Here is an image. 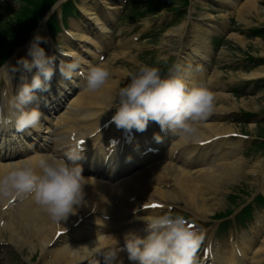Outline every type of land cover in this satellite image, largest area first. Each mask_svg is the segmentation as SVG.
Here are the masks:
<instances>
[{
    "label": "bare ground",
    "instance_id": "1",
    "mask_svg": "<svg viewBox=\"0 0 264 264\" xmlns=\"http://www.w3.org/2000/svg\"><path fill=\"white\" fill-rule=\"evenodd\" d=\"M81 1L79 7L83 14L92 20L98 32L105 36L102 40L106 41V35L109 33L108 22L114 18L118 6H110L107 0H96L100 7L95 13V4H89L87 0ZM258 3L259 0H245L240 3L235 10L237 19L248 23L247 16L249 15L240 16L239 13L241 11L258 12L261 10ZM102 13L105 14L103 21L100 16ZM206 15L211 16L210 13ZM70 34L78 40H87L90 47L100 48L97 41L100 37L97 34H91V37L82 33ZM231 35L234 36H231L234 39L239 37L236 33H231ZM82 46L86 52L91 53L92 58H96L90 48ZM69 52L73 54L72 51ZM185 59L189 62H197L196 64H201L206 68L210 64V51L207 45L204 49L193 46L192 54L187 55ZM180 62L183 60L180 59ZM187 68L194 73L197 72L192 69L191 65ZM198 73L201 72L198 71ZM77 75L78 73L74 75L72 84H76ZM263 75L264 67H260L246 72L244 77L256 78ZM213 76L217 78L219 72H215ZM187 78L191 81L195 79V76L191 73ZM118 79H114L117 81V83L114 82L115 84L108 80L105 86L95 92H90L85 88L73 98L70 95L65 98L62 96V89L67 88V82H62V85H66V87L54 82L55 91H51L48 95H42L43 98L56 104L55 107V105L46 103L47 112L53 116L47 121L48 125H43L26 141H21L9 134L7 129L0 124V169L35 154L53 153L63 156L71 142H73L72 145H75L77 139L85 140L86 150L83 153L84 163L81 166L90 174L86 176L91 177H87L84 205L77 209L73 220L69 222L63 220L52 225L45 218L48 214L34 203L30 195L15 197L12 204H8V202L13 197L0 200V222H3L0 229L4 228L9 232L8 237L15 245H20L23 242L30 243L33 239L35 245L40 248L44 264H84L80 263L82 260L77 253L82 255L83 251L78 246H91L96 241L103 248L113 245L115 238L120 242L123 241L124 235L128 232L134 231L141 236L145 235L143 219L159 212V208H144L145 205L152 202L163 204L166 201L177 200L182 201L185 206L188 203L192 205L194 197L198 196L196 192L199 191L202 181L208 184L210 193L216 194L219 187L238 179L244 173L257 174L261 172L262 162L257 161L253 166L248 167L243 158L238 155V144L235 142L229 141L225 146L224 140L215 141L213 143L217 147L214 151L211 148L207 150L208 144L199 145L198 142L219 135L220 131L228 130L222 129L217 123L202 125L201 129L199 128V137L188 144L187 148L195 147L199 155L189 158L190 154L182 151L174 161L165 163L170 164L179 172V178L175 184L169 183L168 177L158 170L162 168L161 170L164 172L165 164L161 165L162 161L160 160L149 164L142 170H136L134 166L128 165L133 158L137 157L136 148L143 144L140 136H136L129 145L118 144V148L122 149V154H127L126 158H122V155H112L113 157L106 158L103 152L108 150L107 143H113L124 137V128L119 130L116 125L111 124L110 126L113 131H116L113 135L110 128L100 129L101 125L110 117L105 114L111 102L112 91L118 84ZM8 91L2 98L4 113L7 111L6 99L12 95L11 88ZM215 95L220 96L218 93ZM244 104H247L246 107H248V103L244 102ZM60 105L63 110L58 112L57 107ZM220 109L222 108L216 107L212 110ZM71 133H75L74 139L77 137L75 141L68 138ZM119 142L121 143L123 140H119ZM182 142L186 141L179 138L178 143ZM174 150L172 151L174 152ZM91 151L98 153L92 155ZM120 159L123 160L121 163H119ZM199 165L203 166L194 169L185 168V166ZM203 192H201L202 195L198 192L201 197L204 196ZM211 196L209 195L208 198ZM214 202L217 203V201ZM204 210L206 212L207 209ZM78 218H82V222L78 226H74L73 224ZM257 224H260L259 220ZM57 229L68 230L54 240ZM256 232L261 233V239L251 241L253 235L247 244L243 246L231 244V247H235L222 250L217 256H213L211 251L212 256L209 260L203 261L201 264H207L208 261H211L210 264H248L247 260H250L249 264H264V229L259 226ZM50 242L53 243L50 244ZM120 256L124 259V264H127L125 254L120 253ZM94 257L97 258V254L88 258L94 259ZM91 264L103 263L91 261Z\"/></svg>",
    "mask_w": 264,
    "mask_h": 264
},
{
    "label": "clouds",
    "instance_id": "2",
    "mask_svg": "<svg viewBox=\"0 0 264 264\" xmlns=\"http://www.w3.org/2000/svg\"><path fill=\"white\" fill-rule=\"evenodd\" d=\"M43 43H47V38L35 33L27 55L16 60L13 71L22 74L21 82L6 99L14 116L0 111V123H13L20 132L39 131L42 119L46 118L38 107H28L37 99L38 92L50 89L57 71L55 57L46 52L41 46ZM71 56L73 62L59 69L63 79L69 82L83 62L75 54ZM166 60L160 57L151 65L141 63L126 73L129 82L119 89L118 103L109 107L115 108L111 121L117 128H134L140 132L146 130L149 121H154L162 132L184 141H195L200 135V122L213 109L215 97L210 82L190 84L189 73L181 71L164 75L157 65ZM109 77L110 70L105 63L93 65L88 69L85 87L95 92L106 85ZM154 139L162 142L158 134ZM82 158L83 149L77 144L63 156L35 154L9 164L0 169V200L30 195L53 221L66 220L85 202L87 177L79 163ZM143 221L145 235L128 232L123 243L115 238L113 245L103 248L96 241L91 246H78L83 251L82 255L77 253L79 258L84 260L101 254L103 264H124L120 256L124 253L127 264H197V254L205 239L202 229L191 227L184 216L173 215L171 209Z\"/></svg>",
    "mask_w": 264,
    "mask_h": 264
},
{
    "label": "rangeland",
    "instance_id": "3",
    "mask_svg": "<svg viewBox=\"0 0 264 264\" xmlns=\"http://www.w3.org/2000/svg\"><path fill=\"white\" fill-rule=\"evenodd\" d=\"M19 2H24V4H29L32 3V0H19ZM264 0H259L258 6L261 8V10H259L258 12H252V14L249 12L247 13H239L240 16H247L249 21L248 23H245L246 25H251V24H260V23H264V4H263ZM66 11L68 12L66 15H64V20L68 19V16H75V12H71V8L66 7ZM0 18H2V16L6 17L8 14L2 13L0 12ZM235 19L233 20V24H235ZM244 24V22H243ZM236 26H240V25H236ZM4 27H7L4 26ZM56 28V27H55ZM57 29V28H56ZM242 42L243 44H245L243 46V51L241 50L240 53H244V51H248L251 55L253 56H258V55H264V38L263 39H259V38H242ZM214 46L216 47V42L215 39H212ZM145 42H139L138 45V52L139 53H143L145 50ZM158 51L159 53L164 52V45L162 43L158 44ZM231 43L228 44L227 49H230L231 47ZM219 58V55L218 57ZM146 59H148V56L144 55V58L142 59L143 61H145ZM217 60V59H216ZM117 63L121 64L120 60H117ZM239 77V75H237ZM234 80V79H232ZM123 84L124 81H122ZM117 94V92H116ZM244 102L248 103V108L249 109H256L257 111H264L263 109V103H264V91L261 92L259 95L253 97V98H248V100H243V99H238L237 103H242V105H244ZM246 107V106H245ZM222 123V124H221ZM223 125V126H222ZM225 125V126H224ZM227 125V126H226ZM233 126H236L235 123L232 124ZM220 126L222 127V129H229L231 127L230 124H227L225 122H220ZM253 126V125H251ZM235 128V127H234ZM237 128V127H236ZM239 129V128H238ZM258 180L260 181V176H257ZM253 180V176H249V177H243L241 179H237L236 181H234V183H229L224 185L223 187H221L216 195H212L209 192H206V184L205 183H201L199 186V193L202 195L201 192H203V197L200 196V194L197 192L196 197H194L195 199H199L198 201L195 200L192 201V205H190L191 203H188L187 207H185L183 205L182 202H173V201H166V204H171L172 206H177L178 210L181 211H185L189 214L188 219L189 220H201V218H205L207 216H209L210 214L214 213V212H219V211H223L225 208L229 207V208H233V203L230 202L229 198H228V194L230 192H237L239 188H243L244 190H247L248 193L247 195L250 194H254L257 191L260 190V186H259V181L258 182H248L247 180ZM204 186V188H202ZM206 186V187H205ZM202 189V191H201ZM209 195L211 196L210 198ZM247 195H242L243 197H247ZM192 199V200H193ZM203 201H205V203H203ZM214 201H217L214 202ZM198 203V204H196ZM204 204V206H203ZM200 208H199V207ZM203 208H202V207ZM207 209L206 212L204 209ZM176 209V208H174ZM199 211H198V210ZM203 211H201V210ZM168 211V209H163L161 210V212H159L158 214H163L164 212ZM201 211V212H200ZM208 211V212H207ZM258 212H263L264 213V208H257L254 209V214H255V218H257V214ZM196 213V214H195ZM198 214V215H197ZM232 219V217H231ZM253 220H249L247 222L246 226H241V225H237L236 227L234 225L229 226L227 229H224L222 231H218L216 229L217 227V222H213L210 226L208 227H204V222L199 223L197 222V226L194 227L195 229H199L202 228L203 231L206 234V238L207 241H210V244L212 245V249H214L215 251L213 253H215V255L217 256V254L219 252H221V250L226 247L227 249L230 247V241H232L233 243H235L236 245H239L242 243V238L240 239H236V237L243 235V233H245V235L251 236L255 234V231H253L251 229V224ZM243 235V236H245ZM6 238V236H5ZM207 242H204V245ZM22 253H24V255H27L29 257L31 256H36V254L34 253V251H29V249L27 247H23L22 249ZM35 259V257L33 258ZM19 262L18 258L15 257L12 253V251L10 250V248L8 246H5L3 248H0V264H17ZM36 264H42V260H40V256L37 258Z\"/></svg>",
    "mask_w": 264,
    "mask_h": 264
},
{
    "label": "snow or ice",
    "instance_id": "4",
    "mask_svg": "<svg viewBox=\"0 0 264 264\" xmlns=\"http://www.w3.org/2000/svg\"><path fill=\"white\" fill-rule=\"evenodd\" d=\"M145 207H153V208H155V207H160V205H155V204H153V205H145Z\"/></svg>",
    "mask_w": 264,
    "mask_h": 264
}]
</instances>
